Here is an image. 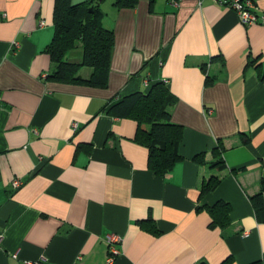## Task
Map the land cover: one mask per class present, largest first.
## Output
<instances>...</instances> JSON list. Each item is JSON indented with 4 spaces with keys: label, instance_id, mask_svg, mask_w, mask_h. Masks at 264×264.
<instances>
[{
    "label": "crops",
    "instance_id": "1",
    "mask_svg": "<svg viewBox=\"0 0 264 264\" xmlns=\"http://www.w3.org/2000/svg\"><path fill=\"white\" fill-rule=\"evenodd\" d=\"M54 7L0 0V264H107L110 235L121 238L112 264H264V25L213 0H101L115 45L95 87L50 78ZM67 59L82 61L81 44ZM159 81L183 126L182 159L164 176L137 122L110 110ZM218 201L230 222L212 228Z\"/></svg>",
    "mask_w": 264,
    "mask_h": 264
},
{
    "label": "trees",
    "instance_id": "2",
    "mask_svg": "<svg viewBox=\"0 0 264 264\" xmlns=\"http://www.w3.org/2000/svg\"><path fill=\"white\" fill-rule=\"evenodd\" d=\"M100 1L87 0L76 4L73 0H55V35L47 48L55 64L51 79L61 83L107 86L115 34L103 25ZM115 3L121 7L134 6L136 0H115ZM79 44L83 48L82 61H69L67 54ZM83 66L93 69L91 79H84L79 74ZM175 101L167 83L159 81L146 93L136 92L124 97L113 103L110 109L113 115L137 122L136 141L148 148L149 168L158 176H164L182 159L179 146L183 139V126L173 123L169 113V108ZM203 156L204 154H199L195 159L202 162ZM219 181L214 176L204 181L201 196L214 190ZM260 196L261 194L257 195V198ZM208 210L212 216V228L229 225L231 206L228 203L218 201L213 207H208Z\"/></svg>",
    "mask_w": 264,
    "mask_h": 264
},
{
    "label": "built area",
    "instance_id": "3",
    "mask_svg": "<svg viewBox=\"0 0 264 264\" xmlns=\"http://www.w3.org/2000/svg\"><path fill=\"white\" fill-rule=\"evenodd\" d=\"M219 4L225 5L233 9L239 16L241 22L245 25L260 24L264 25V14L258 15L255 12L256 4L254 0H213ZM167 83V81H165ZM78 125L74 124V129ZM22 182L19 179L14 180V187H18ZM3 240V235L0 233V243ZM121 238L117 235H110L108 238L109 252L107 257V264H112L116 257L120 254L117 244L120 243ZM23 264H45L42 261H24Z\"/></svg>",
    "mask_w": 264,
    "mask_h": 264
}]
</instances>
